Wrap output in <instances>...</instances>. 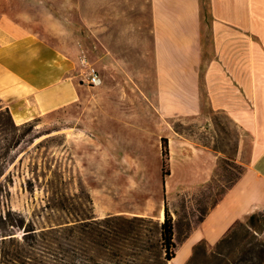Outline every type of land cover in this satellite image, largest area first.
<instances>
[{"label":"crops","instance_id":"0c3cea01","mask_svg":"<svg viewBox=\"0 0 264 264\" xmlns=\"http://www.w3.org/2000/svg\"><path fill=\"white\" fill-rule=\"evenodd\" d=\"M203 2L150 0L152 82L122 85L132 92L125 94L132 101L126 137L134 139L127 149V185L121 193L126 206L115 210L112 204V213L101 214L96 191H91L99 217L162 221L157 173L161 138L169 153L166 192L197 190L212 179L216 166V155L175 130L169 119L197 116L204 104L222 112L238 129L244 171L181 241L168 264H184L197 243L212 249L236 222L264 210V0H206V7ZM8 20L0 23V100L15 124L80 100L81 51L72 59L71 46L56 36L52 24L37 29L33 23ZM132 153L138 157L129 162ZM149 165L155 170V184L148 193L143 178L132 172L141 174ZM151 199L159 200L152 214Z\"/></svg>","mask_w":264,"mask_h":264},{"label":"rangeland","instance_id":"374dc122","mask_svg":"<svg viewBox=\"0 0 264 264\" xmlns=\"http://www.w3.org/2000/svg\"><path fill=\"white\" fill-rule=\"evenodd\" d=\"M203 4L206 7V0ZM8 18L33 23L37 29L48 23L54 25L56 36L71 46L72 59L76 60L83 50L102 82L95 87L84 84L75 104L30 120L33 129L7 153L8 162L0 176V211L9 206L37 226L48 217L82 215V208L98 216L92 190L96 191L101 214L112 213V204L115 210L123 209L127 149L134 139L126 137L127 121L131 119L127 111L132 101L125 94L132 92H126L122 85L152 82L148 79L152 51L150 0H0V23L8 24ZM169 122L216 155L212 179L195 191L179 188L171 194L166 192L162 178L161 183L158 181L159 194L175 224L176 250L245 166L239 156L238 129L222 112L204 104L197 116L170 118ZM5 151L0 148V152ZM136 157V153L130 154L129 162ZM152 158L149 154V161ZM148 167L141 174H132L143 178L149 193L155 184V170L152 165ZM158 172L161 175V162ZM87 199L91 201L88 210ZM60 200L67 206L64 212L44 209ZM155 201L149 202L151 214L158 208L159 200Z\"/></svg>","mask_w":264,"mask_h":264},{"label":"trees","instance_id":"16d2710c","mask_svg":"<svg viewBox=\"0 0 264 264\" xmlns=\"http://www.w3.org/2000/svg\"><path fill=\"white\" fill-rule=\"evenodd\" d=\"M33 127L31 121L15 124L0 100V148L6 150L0 152V176L8 162V151L17 148ZM160 156L164 184L170 173L165 138H161ZM48 186L52 187L49 182ZM66 207L60 200L44 209L64 212ZM86 209H91L90 199ZM82 213L48 217L37 226L34 220L6 206L0 211V264H168L175 256V224L165 201L160 222L144 216L99 217L85 208ZM263 229L264 210L252 213L245 222H236L212 249H206L203 242L195 244L184 264H264Z\"/></svg>","mask_w":264,"mask_h":264},{"label":"built area","instance_id":"2783aa9c","mask_svg":"<svg viewBox=\"0 0 264 264\" xmlns=\"http://www.w3.org/2000/svg\"><path fill=\"white\" fill-rule=\"evenodd\" d=\"M78 64L80 66V82L88 86H98L101 84L102 79L99 71L96 67L89 61L85 52L81 50L78 57Z\"/></svg>","mask_w":264,"mask_h":264},{"label":"bare ground","instance_id":"6f19581e","mask_svg":"<svg viewBox=\"0 0 264 264\" xmlns=\"http://www.w3.org/2000/svg\"><path fill=\"white\" fill-rule=\"evenodd\" d=\"M162 219H163V213H162ZM175 262V261H174ZM172 264H174V263H172Z\"/></svg>","mask_w":264,"mask_h":264}]
</instances>
